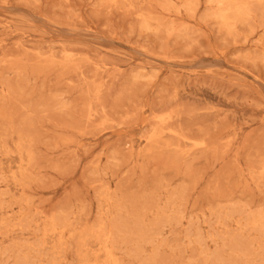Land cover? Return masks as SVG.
<instances>
[{
	"label": "rangeland",
	"instance_id": "rangeland-1",
	"mask_svg": "<svg viewBox=\"0 0 264 264\" xmlns=\"http://www.w3.org/2000/svg\"><path fill=\"white\" fill-rule=\"evenodd\" d=\"M0 264H264V0H0Z\"/></svg>",
	"mask_w": 264,
	"mask_h": 264
}]
</instances>
